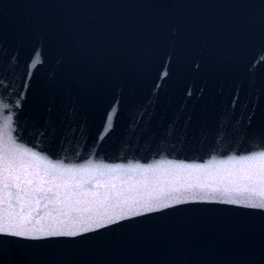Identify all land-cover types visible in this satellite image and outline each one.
<instances>
[{"label":"water","instance_id":"obj_1","mask_svg":"<svg viewBox=\"0 0 264 264\" xmlns=\"http://www.w3.org/2000/svg\"><path fill=\"white\" fill-rule=\"evenodd\" d=\"M0 125L21 185L43 190L22 202L37 227L65 199L137 213L80 244L6 245L4 264H261L264 213L244 188L264 171V89L152 0H0ZM185 189L215 199L164 195Z\"/></svg>","mask_w":264,"mask_h":264},{"label":"snow or ice","instance_id":"obj_2","mask_svg":"<svg viewBox=\"0 0 264 264\" xmlns=\"http://www.w3.org/2000/svg\"><path fill=\"white\" fill-rule=\"evenodd\" d=\"M2 130V125H0V135H2ZM0 144H2V141H0ZM0 152H2L3 158L6 161L5 167L8 171V181L0 191L7 189V194L10 197L8 201L9 209L19 206L18 211H10L6 218L0 219V264H4L6 254L4 246L6 245H19L23 249H41L45 247V243L40 239L41 237L47 238L49 242L80 244L85 240L93 238L92 229H99L101 225L111 224L114 220H119L124 215L135 216L137 214L135 209L128 208L127 210H114L112 214L107 216L98 212L86 215V213L92 212V209L90 207H81V205L91 202L80 199L74 201L65 199L61 200L63 207L58 210V216L53 218L51 222L37 227L33 220L24 214L22 202L33 196L43 198V190H33L30 187L21 185L20 177L17 175L18 169L21 167L18 160L20 149L13 146H3L0 147ZM254 176L258 178L253 179ZM248 179L251 183L245 185L244 191L249 193L250 198H255V202L248 203L246 207L249 211L264 213V171L249 175ZM24 184L30 185L31 182L24 181ZM174 191L176 192L174 196L170 193L164 194L170 196L174 203H180L181 199L204 202L215 199V197L208 193H204L203 195L188 193L187 189L184 191ZM216 191L218 192L219 190ZM236 191L239 192L241 189L238 188ZM49 195L51 198H60L58 191L50 192ZM219 196L222 202L224 197L227 196L228 203H241L240 200L232 199L231 193L227 191L220 192ZM166 206V202L162 198L157 197L153 202L145 205V210L150 211L152 207L165 208ZM59 216L64 218L60 219ZM24 239L29 240V243L21 244L20 242ZM261 264H264V255L261 258Z\"/></svg>","mask_w":264,"mask_h":264}]
</instances>
